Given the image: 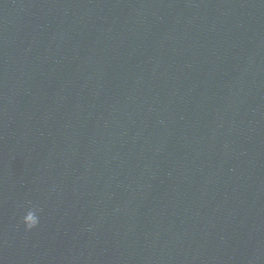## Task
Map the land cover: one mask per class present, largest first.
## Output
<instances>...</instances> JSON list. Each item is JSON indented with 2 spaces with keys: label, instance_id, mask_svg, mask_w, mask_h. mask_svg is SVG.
<instances>
[{
  "label": "water",
  "instance_id": "95a60500",
  "mask_svg": "<svg viewBox=\"0 0 264 264\" xmlns=\"http://www.w3.org/2000/svg\"><path fill=\"white\" fill-rule=\"evenodd\" d=\"M0 264H264V0H0Z\"/></svg>",
  "mask_w": 264,
  "mask_h": 264
},
{
  "label": "clouds",
  "instance_id": "9594fccd",
  "mask_svg": "<svg viewBox=\"0 0 264 264\" xmlns=\"http://www.w3.org/2000/svg\"><path fill=\"white\" fill-rule=\"evenodd\" d=\"M36 208H29L25 214L23 215V224L27 228V230H32L39 226L40 223V217L38 215V212L35 210Z\"/></svg>",
  "mask_w": 264,
  "mask_h": 264
}]
</instances>
